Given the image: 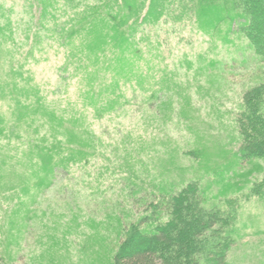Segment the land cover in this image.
I'll return each instance as SVG.
<instances>
[{
	"label": "rangeland",
	"instance_id": "obj_1",
	"mask_svg": "<svg viewBox=\"0 0 264 264\" xmlns=\"http://www.w3.org/2000/svg\"><path fill=\"white\" fill-rule=\"evenodd\" d=\"M163 1L125 43L118 0H0V264H115L124 224L191 181L233 218L228 264H264L236 120L264 58L224 0Z\"/></svg>",
	"mask_w": 264,
	"mask_h": 264
},
{
	"label": "trees",
	"instance_id": "obj_2",
	"mask_svg": "<svg viewBox=\"0 0 264 264\" xmlns=\"http://www.w3.org/2000/svg\"><path fill=\"white\" fill-rule=\"evenodd\" d=\"M202 1L193 0V3L198 6L197 3ZM204 1L211 7L217 2ZM119 2L117 5L122 7L112 8L108 15V22L115 26H107V21L106 26L108 31L110 28V31L121 30L125 43H129L128 39L133 42L138 30L159 20L165 7L163 0H156L154 8L153 0H140L139 4L133 1L135 4L130 6L127 0ZM158 2L159 13L155 11ZM223 4L234 13L231 20L239 23V31L264 58V0H224ZM18 112L14 108L15 119L11 126L20 120ZM236 120L241 134L240 158H264V81L244 94L243 108ZM252 191L260 198L264 197V179L254 185ZM202 192L198 182L191 181L147 204L139 219L124 224L113 255L114 263L228 264L227 252L234 241L235 229L232 222L231 231L227 227L233 218L220 207L208 206Z\"/></svg>",
	"mask_w": 264,
	"mask_h": 264
}]
</instances>
